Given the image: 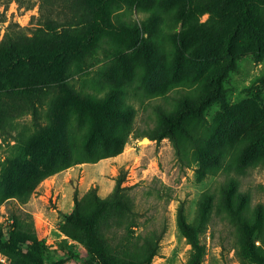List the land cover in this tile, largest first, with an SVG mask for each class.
<instances>
[{"label":"trees","instance_id":"1","mask_svg":"<svg viewBox=\"0 0 264 264\" xmlns=\"http://www.w3.org/2000/svg\"><path fill=\"white\" fill-rule=\"evenodd\" d=\"M13 1L27 10L33 5L32 0ZM190 1H193L190 14L194 15L201 0ZM211 2H205L207 9L205 6L200 9L201 13H209L208 21L184 24L179 34L169 36L168 51L176 64L184 55L189 57L195 72L208 63L220 65L207 86L196 90L195 104L181 103L183 109L173 118L163 117L166 128L162 133H147L144 138L157 142L170 138L181 159L191 154L207 175L224 178L215 193L208 190L203 194L191 223L184 204L178 207L179 233L192 247L187 264L203 261L206 251L200 235L207 231L214 215L234 229L233 250L240 264H264V248L255 245L256 240L264 243V205L251 207V195L241 190L240 182L249 169L264 166V112L252 100L231 107L225 89L239 59L236 44L239 37L245 32L256 40L264 35V13L258 12L264 0ZM139 3L140 0H39L40 15L32 37L24 35L16 24L8 27L0 41V136L8 128L16 131V121L26 115L32 116L36 130L26 142L31 152L9 162L1 177L0 203L14 198L25 204L47 178L74 165L94 163L122 152L135 114L133 107L123 105L121 92L110 87L100 90L104 91L103 96L80 99L72 81L87 66V55L104 49L108 41L104 31L116 30L113 21L118 12L133 10L144 14ZM119 26L132 40L129 53L143 59L147 72L141 70V77L153 73L162 79L164 38L156 39V45L151 43L152 37L140 38L141 34L148 36L153 22L147 19ZM219 34L221 40H216L215 35ZM107 44L111 49L110 43ZM242 49L252 51L253 46L249 43ZM164 90L157 92L158 96L165 95L168 88ZM61 94L68 96L63 99ZM65 99L78 105V116H91L84 153L74 149L72 139L67 137L68 128L64 126L71 119L63 124L58 114ZM211 103H218L221 112L209 128L200 123L196 128L184 126L186 117L201 116V111ZM10 138L21 143L19 134ZM125 181L126 174L121 173L106 198L99 197L96 188L82 197L75 192L72 212L60 221L59 230L66 238L63 246H69L75 253L85 249L90 264H152L159 254L165 230L135 233L140 214L128 193L130 188L123 187ZM53 253L38 238L32 218L12 214L9 227L0 225V254L8 258L9 264H49L48 257Z\"/></svg>","mask_w":264,"mask_h":264},{"label":"rangeland","instance_id":"2","mask_svg":"<svg viewBox=\"0 0 264 264\" xmlns=\"http://www.w3.org/2000/svg\"><path fill=\"white\" fill-rule=\"evenodd\" d=\"M206 1L208 0L197 2L198 13L194 15L190 14L193 2L190 0H140L138 7L144 14L133 10L129 13L118 12L117 19L113 21L116 30L104 31L111 49L106 42L104 49L89 53L87 66H83L84 70L74 75L72 84L79 92L80 99H85L83 97L86 96H103L104 91H100L104 90L103 87L116 88L121 92L122 104L133 107L135 114L127 133L128 140L120 154L94 163H80L47 178L36 187L25 204L14 198L0 203V225L9 227L12 214L32 218L38 238L54 252L48 257L49 264H90V256L85 249L75 253L69 246H63L66 238L59 230L60 221L63 216L72 212L75 192L82 197L90 189L96 188L99 197L106 198L113 191L116 179L121 173L126 174L123 187L130 188L128 193L140 214L139 226L134 229L135 233L144 234L152 230L160 233L165 230L159 254L152 264L188 263L192 247L179 233L178 207L184 204L188 222L191 223L203 194L208 190L215 193L224 178L207 175L202 165L193 161L191 154L181 159L176 144L170 138L149 143H142V140L147 133H162L166 128V120L163 117L167 115L173 118L175 113L183 109L181 103L190 101L195 104L196 90L207 86L210 77L220 65V62L208 63L200 72H195L189 57L184 55L176 64V59L168 51L171 38L169 36L179 34L184 24L192 21L204 24L208 21L209 13L200 11ZM32 3L31 9L27 10L25 6H20L13 0H0V41L8 27L14 24L18 25L27 37L33 36L40 14L39 0H32ZM204 8L207 9V6ZM258 10L259 14L264 13V5ZM179 12L186 14L181 15ZM147 19L153 22V27L147 32L148 36L141 34L140 38L152 37L151 43L154 45L156 39L164 38L166 52L162 57L165 63L161 72L162 79L157 77L158 74L153 75L151 72L150 76L141 77V70L147 72L143 59L135 53H129L131 49L128 46L132 40L127 31L119 26V23ZM255 32L258 37V30ZM215 36L216 40H221L220 34ZM249 43L253 46L252 51L242 49ZM236 44L239 59L235 70L230 72L225 82L228 103L236 108L252 100L264 112V35L256 40L245 32ZM220 61L224 63L226 60ZM166 88L168 91L164 97L158 96L157 92H163L164 89L166 91ZM67 96L60 95L63 99ZM220 112V105L211 103L201 111V116L186 117L183 120L184 126L196 128L200 123L209 128V125L216 122ZM78 113V105L68 99H65V104L58 111L63 124L66 119H71L64 126L68 128L67 137L72 139L74 149L78 148L84 153L86 146L83 143L88 139L91 116H78ZM15 124L16 131L8 128L6 133L0 136V180L8 169L9 162L21 159L27 152H31L26 142L36 130L32 116L26 115ZM42 125L45 126L43 122ZM18 134L22 137L21 143L10 138ZM240 182L241 190L251 195V207L260 203L264 205V166L249 169L240 177ZM200 242L206 251L201 264H240L233 250L234 229L217 215H214L207 231L200 235ZM255 245L264 248V243L259 240L255 241ZM0 264H9L8 258L1 254Z\"/></svg>","mask_w":264,"mask_h":264},{"label":"water","instance_id":"3","mask_svg":"<svg viewBox=\"0 0 264 264\" xmlns=\"http://www.w3.org/2000/svg\"><path fill=\"white\" fill-rule=\"evenodd\" d=\"M150 142V140L148 139V138H144L143 140H142V143H149Z\"/></svg>","mask_w":264,"mask_h":264}]
</instances>
